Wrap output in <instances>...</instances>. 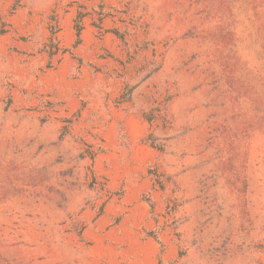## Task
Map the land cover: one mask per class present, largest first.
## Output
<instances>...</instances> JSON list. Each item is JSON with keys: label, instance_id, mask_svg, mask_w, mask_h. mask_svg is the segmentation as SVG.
Returning <instances> with one entry per match:
<instances>
[{"label": "rangeland", "instance_id": "374dc122", "mask_svg": "<svg viewBox=\"0 0 264 264\" xmlns=\"http://www.w3.org/2000/svg\"><path fill=\"white\" fill-rule=\"evenodd\" d=\"M0 264H264V0H0Z\"/></svg>", "mask_w": 264, "mask_h": 264}, {"label": "trees", "instance_id": "16d2710c", "mask_svg": "<svg viewBox=\"0 0 264 264\" xmlns=\"http://www.w3.org/2000/svg\"><path fill=\"white\" fill-rule=\"evenodd\" d=\"M79 29V28H78Z\"/></svg>", "mask_w": 264, "mask_h": 264}]
</instances>
